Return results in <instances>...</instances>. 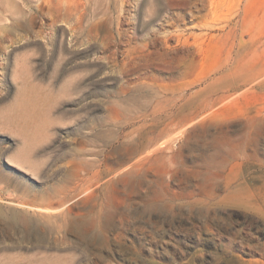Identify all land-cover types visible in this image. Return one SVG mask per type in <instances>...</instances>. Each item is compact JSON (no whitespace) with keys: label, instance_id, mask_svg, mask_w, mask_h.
Wrapping results in <instances>:
<instances>
[{"label":"rangeland","instance_id":"374dc122","mask_svg":"<svg viewBox=\"0 0 264 264\" xmlns=\"http://www.w3.org/2000/svg\"><path fill=\"white\" fill-rule=\"evenodd\" d=\"M213 2L0 0V264H264V0Z\"/></svg>","mask_w":264,"mask_h":264},{"label":"bare ground","instance_id":"6f19581e","mask_svg":"<svg viewBox=\"0 0 264 264\" xmlns=\"http://www.w3.org/2000/svg\"><path fill=\"white\" fill-rule=\"evenodd\" d=\"M212 2H213V0H212ZM214 3V2H213ZM213 6V5H212ZM45 210H48V209H45Z\"/></svg>","mask_w":264,"mask_h":264}]
</instances>
